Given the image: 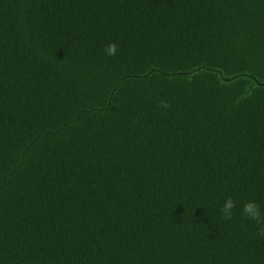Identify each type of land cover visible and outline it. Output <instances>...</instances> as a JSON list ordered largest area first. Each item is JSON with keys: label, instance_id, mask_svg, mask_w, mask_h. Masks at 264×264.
<instances>
[{"label": "trees", "instance_id": "16d2710c", "mask_svg": "<svg viewBox=\"0 0 264 264\" xmlns=\"http://www.w3.org/2000/svg\"><path fill=\"white\" fill-rule=\"evenodd\" d=\"M250 200L264 0H0V264H264Z\"/></svg>", "mask_w": 264, "mask_h": 264}, {"label": "clouds", "instance_id": "9594fccd", "mask_svg": "<svg viewBox=\"0 0 264 264\" xmlns=\"http://www.w3.org/2000/svg\"><path fill=\"white\" fill-rule=\"evenodd\" d=\"M116 50L117 45L113 42L105 47L104 52L109 56H114ZM162 103L163 107H168L166 102ZM236 206V201L231 196L226 197L219 209L221 219L231 220ZM241 215L245 220L253 221L257 225V235L264 237V213H262L260 205L257 202L251 200L245 202L241 207Z\"/></svg>", "mask_w": 264, "mask_h": 264}]
</instances>
